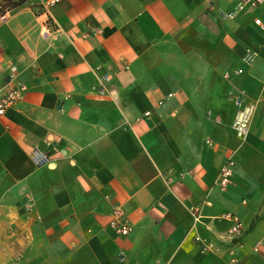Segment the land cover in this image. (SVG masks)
<instances>
[{
    "label": "crops",
    "instance_id": "crops-1",
    "mask_svg": "<svg viewBox=\"0 0 264 264\" xmlns=\"http://www.w3.org/2000/svg\"><path fill=\"white\" fill-rule=\"evenodd\" d=\"M239 1L0 0V95L26 87L0 116V264H264V112L231 126L264 91V2Z\"/></svg>",
    "mask_w": 264,
    "mask_h": 264
},
{
    "label": "built area",
    "instance_id": "built-area-1",
    "mask_svg": "<svg viewBox=\"0 0 264 264\" xmlns=\"http://www.w3.org/2000/svg\"><path fill=\"white\" fill-rule=\"evenodd\" d=\"M62 0H39V4L44 12L49 11V9L61 2ZM264 0H250V5L252 8L258 7ZM245 0H240L235 9H241L244 7ZM231 12L222 15V17H226L231 15L234 10ZM254 24L259 27L262 31H264V17L255 16ZM262 51H264V41L261 44ZM250 54V58L252 61H258L264 63V53H261L258 50L250 51V49H246V55ZM249 58V59H250ZM238 73H241V69L237 70ZM26 87L22 84L16 85L3 94L0 95V116L4 115L5 112L13 107L20 99H22L24 91ZM241 94H245L243 90H240ZM261 108V111L264 112V91H262L256 98L251 99L249 102L240 105L234 114V118L232 121V129L235 135L241 139H245L248 135L249 123L250 120L255 113L257 108ZM148 114V113H146ZM32 160L36 165H41L46 163L49 160V156L41 152L39 150H34L32 153ZM235 163L232 159H227L219 168L218 180L216 182L217 188L224 192L227 190L229 185L231 184V179L234 171ZM208 203V202H206ZM200 206L198 204L193 205L189 208V211L193 218V225L199 220ZM221 218L231 222V226L228 229L227 237L228 239H233L236 235H239L241 232L242 223L240 218L233 213L226 212L221 215ZM108 227L112 230V232L119 237L126 236L130 233L131 227L124 216L123 212L119 208H115L112 211L111 219L109 221ZM196 240L200 241L202 251H211L216 248L214 242H204L199 238V236L195 237ZM236 260L234 257L230 259V261L226 264H235Z\"/></svg>",
    "mask_w": 264,
    "mask_h": 264
}]
</instances>
